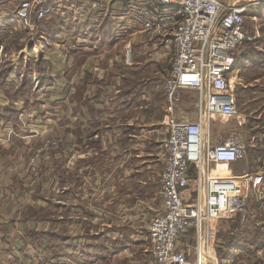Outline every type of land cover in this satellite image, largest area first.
<instances>
[{"label":"rangeland","instance_id":"rangeland-1","mask_svg":"<svg viewBox=\"0 0 264 264\" xmlns=\"http://www.w3.org/2000/svg\"><path fill=\"white\" fill-rule=\"evenodd\" d=\"M22 1L0 0V144L5 146V150L0 152V177L7 176V171L15 175V181H17L15 189L19 194L17 200L15 199V206H20L24 212L31 213V211L36 212L35 210L42 212L43 200L50 192L49 187L58 201L59 162L62 147L58 133L61 110L58 102L60 100L58 81L60 80L63 85L66 79L65 77L60 79L61 68L59 69L58 64L50 67L45 59L48 57L46 53L50 45L54 44V47L60 49L61 67L64 69L60 72L64 76L67 75L69 81L73 82L82 74L78 67L80 63L88 62L89 64L95 62L94 59H98L99 56L91 57L89 50L97 49L94 43L98 42L97 37L100 32L109 31L113 34L115 32L119 36L117 40L112 36L111 41L108 40L111 43L99 48L104 49L100 55L105 64L112 58H123V62L128 63V52H132L133 55L146 59L147 65H151L149 59L154 55L153 49L159 51L164 49L165 45H162V42L169 39L171 44L169 43L168 49H164L167 53L164 63L170 74L176 48L170 37H165L157 29L146 30L140 25L137 12L138 9L149 6L147 0H106L105 4L89 0H61L60 6L55 4L57 7L50 15L39 19L32 13L28 21L18 23L13 15ZM221 1L228 5L249 8L251 13L247 16V22L250 27L254 26L252 17L257 11L260 16L259 24L264 31V0ZM81 29L84 33L80 31ZM84 34L87 36L83 37ZM260 39L262 37L252 44L256 46V42ZM248 47L240 48L242 51L240 52L239 49L238 54L248 53ZM249 54L254 58L252 62L244 66L239 64V67H235L228 73L230 87L236 96L241 114L248 118L247 124L242 128L238 120L226 121L218 117L211 123L212 131H223V134L238 131L247 143L246 157L230 166L232 173L229 174L232 176L245 174H263L264 176V55H259L256 50L249 51ZM66 65H68L67 68H65ZM120 71L124 75H118V79L127 75L129 80H132L131 86L140 78H148L158 82L164 89L168 79L165 74L162 79L161 74L156 73V68L152 69L151 66L147 67L145 74H140L136 67L132 68V74H125L122 69ZM47 72L55 75L57 81L55 89L45 90V86L41 84L46 81L41 80L42 78H49L46 76ZM128 86L122 83L118 88L123 90ZM70 87L72 91H76L74 84ZM101 91V97L105 98L111 95L112 90L105 86ZM180 95L185 101L189 99L197 101L195 91L180 93ZM182 113L194 119L192 116H195V110L193 114L183 108ZM259 116L262 117L259 123L262 128L257 130L255 128L257 122L254 119ZM52 141H56L58 145L49 146ZM10 145H15V150L13 147L9 148ZM191 174L194 178L195 172ZM262 186L260 191L249 189L248 212L245 218L237 215L216 222V230L211 236L214 251L204 256L202 264H264V245H261L264 244V188ZM159 188L156 191L159 192ZM194 194L193 191L191 200ZM261 196L263 198H260ZM191 200H186V203H191ZM136 202L132 201V213L133 217H136L133 218V223L135 222L137 229L139 225L144 228L138 231L132 230L129 234L134 236L133 239L143 241L140 244L144 246L138 243L131 247L129 252L130 257L133 258L132 263L128 260L125 262L121 256L115 260V264H139L140 253L146 258V261L142 259V264H159L152 253L149 226L152 220L162 212L163 203L159 195L157 197L154 195V199L150 201L144 200L137 204ZM40 212L38 214L42 217L43 212ZM236 237L239 238V243L256 240L259 242L254 250H244V254H235L234 251L239 249L229 247V242L237 239ZM182 240L183 250L188 248L187 242L190 246H195L194 231L188 239ZM231 253L234 254L231 255ZM36 259L56 263V260L41 254L35 255L31 261Z\"/></svg>","mask_w":264,"mask_h":264},{"label":"crops","instance_id":"crops-1","mask_svg":"<svg viewBox=\"0 0 264 264\" xmlns=\"http://www.w3.org/2000/svg\"><path fill=\"white\" fill-rule=\"evenodd\" d=\"M148 4L158 5L152 1ZM86 36L84 34L83 37ZM112 36L115 40L119 37L115 32L99 33L98 42L94 43L97 49L89 50L91 57L99 56L98 59L89 64L80 63L78 67L82 74L74 82L60 72L64 70L60 49L51 44L47 50L48 59H45L49 66L58 64L60 79H66L63 85L58 81V102L61 105L58 133L62 146L58 201L49 187L50 192L41 208L43 216H39L38 210L24 212L20 206H15V199L19 196L15 189V175L7 171V176L0 177V264H30L37 254L60 264H115L121 256L125 262L132 263L131 247L143 242L129 234L132 230L144 228L139 225L137 229L133 223L136 217H133L132 201L142 203L158 195L156 190L165 167L161 144L168 131L165 94L158 82L140 78L131 86L132 80L127 75L121 79L118 75H124L121 69L125 74H132L134 67L139 69L140 74H145L144 71L151 66L156 68L162 79L164 74L168 77L164 49L170 47L171 41L166 38L168 40L162 42L164 49H153L154 55L151 54L149 59L151 65L132 52L128 54V63L123 62V58H112L105 64L101 56L104 49L99 48L111 43L108 40L111 41ZM256 44V51L264 55L260 54L264 53L263 29L262 39ZM238 53V65L244 66L254 60L249 52ZM46 74L49 78H42L46 81L41 84L45 90L55 89V75L52 72ZM122 83L128 84V88L119 89ZM73 84L75 92L70 87ZM105 86L112 91L110 96L102 98L101 89ZM190 92L183 91L181 94ZM180 97V109L186 108L193 114L195 110L194 119H191L195 120V100L185 101L182 95ZM255 120V128L260 130L262 117ZM227 134L212 131L210 126L209 136L213 144L222 141ZM14 146L9 148L15 150ZM4 148L0 144V152ZM248 247V243L242 242L234 253L244 254ZM118 252L121 253L118 255ZM142 259L146 261L140 253L139 264H142Z\"/></svg>","mask_w":264,"mask_h":264},{"label":"built area","instance_id":"built-area-1","mask_svg":"<svg viewBox=\"0 0 264 264\" xmlns=\"http://www.w3.org/2000/svg\"><path fill=\"white\" fill-rule=\"evenodd\" d=\"M89 1L105 4L106 0ZM147 1L158 5L136 11L140 25L170 37L176 48L164 84L168 131L161 144L165 167L158 192L163 208L149 226L152 253L159 264H202L204 256L214 251L211 236L216 222L237 215L245 218L249 189L260 191L264 184L263 174H229L230 166L247 153V143L238 131L229 132L216 144L209 136L211 123L217 117L238 120L240 127L248 122L241 114L228 73L236 66L238 50L262 37V25L257 11L252 17L254 26L250 27L249 8L221 0ZM60 3L61 0H23L13 18L18 23L28 21L34 13L42 19ZM183 91L197 93L195 120L180 109ZM57 145L56 141L49 143ZM184 189L195 192L191 203H186ZM192 231L196 245L187 242L188 248L183 250L182 239H188ZM56 263L36 259L30 264Z\"/></svg>","mask_w":264,"mask_h":264},{"label":"trees","instance_id":"trees-1","mask_svg":"<svg viewBox=\"0 0 264 264\" xmlns=\"http://www.w3.org/2000/svg\"><path fill=\"white\" fill-rule=\"evenodd\" d=\"M83 29H81L80 31L81 32H83L84 33V31H82ZM252 43H249V44H246V46H249L248 47V52L250 51L251 52V50H256L255 49V46L252 44V46H254V47H252V46H250ZM235 67H239V65L236 63V66ZM235 67H234V69H235ZM193 194V191H191L190 189H184L183 190V197H184V199L185 200H191V198H192V195ZM237 238V237H236ZM236 240V241H235ZM246 241V240H245ZM240 241H239V238H237V239H232L230 242H229V247H236L237 249L239 248V246H240V243H239ZM258 240H256V241H254V242H250V241H246V243H248L249 245H250V247H248L246 250L247 251H249V250H254V248L257 246V244H258Z\"/></svg>","mask_w":264,"mask_h":264},{"label":"bare ground","instance_id":"bare-ground-1","mask_svg":"<svg viewBox=\"0 0 264 264\" xmlns=\"http://www.w3.org/2000/svg\"><path fill=\"white\" fill-rule=\"evenodd\" d=\"M234 73V72H233ZM235 74V73H234Z\"/></svg>","mask_w":264,"mask_h":264}]
</instances>
